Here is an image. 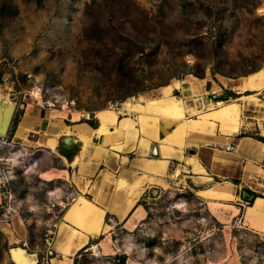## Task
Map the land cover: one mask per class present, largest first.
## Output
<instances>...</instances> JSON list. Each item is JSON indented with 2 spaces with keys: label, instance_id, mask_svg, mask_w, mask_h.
I'll list each match as a JSON object with an SVG mask.
<instances>
[{
  "label": "rangeland",
  "instance_id": "1",
  "mask_svg": "<svg viewBox=\"0 0 264 264\" xmlns=\"http://www.w3.org/2000/svg\"><path fill=\"white\" fill-rule=\"evenodd\" d=\"M262 7L264 0H0V95L11 98L17 118L13 123L12 115L7 143L0 144V264H14L10 247L17 244L36 252L39 264L62 258L58 243L64 242V213L84 191L80 183L55 178L57 170H46L62 166L56 157L16 137L27 103L69 99L71 110L90 122L101 108L157 96L162 85L191 73L208 79L207 86L198 79L196 94L175 88L176 95L190 105L197 99L202 109L224 99L218 93L227 94L224 100L237 98L244 105V122L229 136L259 139L264 102L243 99L222 84L221 76L237 78L264 66ZM85 113L91 118L84 119ZM196 145L186 146L185 154L197 153L191 148ZM171 160L165 183L139 197L148 215L132 230L126 217L107 209L130 191L133 176L120 175L116 190L82 193L108 207L109 242L116 251L100 249L107 235L100 231L89 236L73 264H133L130 259L141 264H264V234L243 227L241 215L233 222L219 220L197 192L214 179L198 177L202 173L189 168L175 174L183 160ZM236 195L235 204L243 199ZM78 222L74 225L82 230L95 223ZM92 243H100L98 252L89 248Z\"/></svg>",
  "mask_w": 264,
  "mask_h": 264
},
{
  "label": "bare ground",
  "instance_id": "2",
  "mask_svg": "<svg viewBox=\"0 0 264 264\" xmlns=\"http://www.w3.org/2000/svg\"><path fill=\"white\" fill-rule=\"evenodd\" d=\"M261 10H264V7ZM198 79L203 81V83L205 82L207 86L208 79H201L190 73L184 79H175L171 83L162 85L157 96L145 97L141 95L138 99H127L122 103L121 108H114L112 106L101 108L96 111V116L100 122L96 127L82 120L80 113L72 111L73 118L76 120L74 129L77 131L75 132L84 140V147L79 152L74 163L84 160L88 150L87 147L91 143L92 136L95 133L102 140L100 144L93 146L96 155L104 150V143L106 142H110L114 148L121 150L127 146L128 142H133L138 137V146L143 153L141 154L143 155L142 166L147 172L153 173L151 175L144 173L138 176L133 181L129 189L130 191L126 195L115 199L110 207V210L120 217H126L125 225L128 229L132 230L137 227L146 215L145 207L137 202L145 189L146 182L165 183L163 176L168 173V164L171 158L175 157L183 160V164L177 168L175 174H178L182 169L192 168L196 173L201 172L206 175L207 171L202 163L204 159L203 152L206 149L205 146L200 145V151L190 155L184 153L185 147L192 144L199 145V141L208 144V142L213 141L212 138H209L210 136L215 139H220L219 143L222 142L225 145L228 143V136L237 133L241 129L244 122V105L237 98L232 100L219 99L217 101H210L207 105L208 108L202 109L198 105L202 103L197 102V99L196 105H190L184 98L173 92L175 88L181 89L184 92L190 88L192 94H196ZM221 81L224 86L240 92L243 99L248 98L255 102H264V66L237 78L222 75ZM212 83L214 90L219 89L220 85L218 83L215 81H212ZM248 91L250 92L248 93ZM260 92H263V96L259 94ZM35 95L38 98L41 97L39 89L35 90ZM30 105H32V102H30ZM14 109V103L11 98H3L0 95V143H7L5 136L7 135L8 125ZM65 110L67 109L63 111L55 110L53 117L56 118L59 113L67 115L68 112ZM187 111L193 115H187ZM262 111H264V108L261 109ZM130 112H135V117L131 116ZM120 113H123V117H119ZM84 116H87V113ZM26 124L28 122L24 119L22 125L26 127ZM261 126L263 127L264 134V123ZM217 127L219 131L216 130ZM139 133H141L140 136ZM208 135L209 137H207ZM124 139L126 140L125 143L123 142ZM247 140L257 142L261 150L258 155L264 157V141L249 134L242 136V142ZM153 141L158 142L157 145L160 150L159 156H155L156 154L153 153ZM211 161L214 166H226L230 167V170L238 163V160L232 157H225L220 151L211 156ZM253 161L258 162L250 159L249 164L245 167L246 180L255 179L253 177L254 173L264 174V168L256 164L253 166V173L251 170V163H254ZM57 174L60 175L61 173L57 171ZM108 175L110 176L111 174ZM205 178L210 179V177ZM259 186H262L264 190V185ZM236 187V183L233 180L223 178L214 181L208 187L199 188L197 192L203 197L216 199L210 205L212 211L219 220L226 221L227 218L223 214L224 209L230 207L237 210V207L229 202L236 198ZM83 192L74 199L64 213V220L61 223V227L63 226L65 229V233L62 235L64 242L58 243L62 258L54 257L52 259L53 264H73V256L88 246L89 236L98 234L100 231L107 232L106 240H102V248L100 249H104V252L116 251L109 242L112 239L111 231L109 230L112 225L106 223L107 208L98 205L97 200L84 196ZM263 210L264 196L260 195L257 196L255 202L249 204L248 216L250 214L254 215V212L258 213ZM84 218L92 223L95 222L94 224H90L91 227L88 230V227H86V230H82L80 227L74 225V222L79 223L78 221H82ZM100 227L102 228L101 230ZM99 245L100 243H92L89 248L98 252L100 250L98 249ZM10 257L14 264L39 263L36 252L29 251L25 246L19 244L10 247ZM130 261L133 264H141L132 259Z\"/></svg>",
  "mask_w": 264,
  "mask_h": 264
},
{
  "label": "crops",
  "instance_id": "3",
  "mask_svg": "<svg viewBox=\"0 0 264 264\" xmlns=\"http://www.w3.org/2000/svg\"><path fill=\"white\" fill-rule=\"evenodd\" d=\"M14 110L16 112V108ZM14 110L13 113L15 115ZM55 110L63 111L64 109L49 108L45 105H40V104L30 105V103H27V105L24 106V113H23L24 115H22V118L19 121L20 123L18 125L17 134H16V137H20L23 139L26 138L28 141L27 145L34 146L35 151L37 150L48 151L50 154H52L54 157L57 158V160L62 164V166L61 167L52 166L51 168L46 169V170H57L61 173L55 178L64 179V181L66 180H69L71 182L73 181L75 184L80 183L83 186V190L85 189L84 191L88 193L99 192L100 189L103 190L105 193H107L108 192L107 189L110 187H112V190L114 189L116 190L115 184L117 183V180L120 178L119 177L120 175L128 176L130 178L133 176V180H135L138 176H141L144 173H148V175L149 174L151 175L153 173L149 171L147 172L142 166L143 155L141 154L143 153L141 152L138 146L139 145L138 137L135 140H133V142H128L127 146H125V148L121 150L114 148L110 142H106L104 143V150L100 152V154L96 155L93 150V146L95 144H100L102 140L100 136L97 133H95L92 136L91 143L87 147L88 150L84 160L74 163V160L77 158L79 152L84 147V140L79 136L77 132H75L77 130L74 129L76 120L73 118V112H72L73 110L70 111L66 110L68 112L67 115H62L59 113L58 116H56V118L53 117ZM82 115L84 119L91 118L88 116H84V114ZM132 115L135 117V113H133ZM119 117H123V116L119 115ZM24 119H26V121L28 122V124H26V127L25 125L24 126L22 125V121ZM99 123H100L99 119L97 118L96 125L97 124L99 125ZM140 135L141 133H139V136ZM212 139L213 141L208 142L207 145L197 144L195 147L194 146L191 147L192 149H196L197 152H199L201 149L200 145L205 146L206 148L203 152L204 159L202 163L206 168L207 171L206 175L208 176H206L204 173L202 174L200 173L201 175H198V177H203V178L210 177V179H214V181L223 178H230L236 183L237 186L235 188V194H238L239 192V194L240 195L242 194L241 196H243V192L247 191V189H250L253 192L252 193L253 202L256 201L257 196L260 195L264 196L263 187L259 186V185H264L263 175L254 173L253 177H255V179L246 180L245 178L246 177L245 167L249 164L250 159L258 161V165L260 164V162H263L262 166H264V157L263 156L260 157L258 155V153H260L261 151L259 144L257 142H251L249 140L242 142V136L241 137H237L236 135L232 137L228 136L227 138L228 142L234 143L237 146L235 151H228L225 149L224 144H222V142L219 143V140H216L215 138ZM123 142L125 143L126 140L124 139ZM157 144H158L157 141H153V145H157ZM218 151H220V153L225 157L226 156L232 157L238 160V163L235 164L236 166H234V168H231V170L230 167H226V166H214L211 161V156H213L214 153H217ZM159 155H160V150L158 148V152L155 156H159ZM171 162L172 160L170 159L168 164V170L170 169ZM189 169L192 170V168ZM107 172L108 174H111L110 176H112V178H110ZM154 184L157 183L146 182V185L144 183L145 185L144 191H146L147 188L152 187ZM205 187H199V188H205ZM242 198L243 199H241L240 201L238 199L235 200L236 204L232 202L233 200L229 201L233 206L237 207V210H234V208H230V207L224 209L223 214L227 218V220L226 221L221 220V221L226 223L233 222L236 219V217L241 215L242 216L241 225L243 227L256 231L260 234H264V215H263L264 210L258 213L254 212V215L250 214L248 216V207L250 203L244 200L246 199L244 198V196ZM207 199L209 200V204L212 203V201L213 202L216 201V199L214 198H207ZM100 200L105 202L107 199H105V195H103L100 196ZM110 207L109 208L105 207V208H108L107 210H109ZM146 215H148L147 210H146ZM146 215L144 218L147 217ZM214 215L216 214L214 213Z\"/></svg>",
  "mask_w": 264,
  "mask_h": 264
},
{
  "label": "built area",
  "instance_id": "4",
  "mask_svg": "<svg viewBox=\"0 0 264 264\" xmlns=\"http://www.w3.org/2000/svg\"><path fill=\"white\" fill-rule=\"evenodd\" d=\"M45 106L49 107V108H61V109H69L71 110V106H73L74 102H72V100L69 99H56V100H47L44 102ZM2 144V143H0ZM225 149L228 151H235L237 146L234 143H226L224 145ZM158 152V146L157 145H153V153L157 154Z\"/></svg>",
  "mask_w": 264,
  "mask_h": 264
},
{
  "label": "water",
  "instance_id": "5",
  "mask_svg": "<svg viewBox=\"0 0 264 264\" xmlns=\"http://www.w3.org/2000/svg\"><path fill=\"white\" fill-rule=\"evenodd\" d=\"M216 96H218L219 98H224V99H226L227 98V94H225V93H218V94H216ZM13 118H14V116L12 117V121H13ZM11 121V122H12ZM11 124V123H10ZM243 196H244V198H246V199H251L253 196H252V194L250 193V192H248V191H244L243 192Z\"/></svg>",
  "mask_w": 264,
  "mask_h": 264
},
{
  "label": "trees",
  "instance_id": "6",
  "mask_svg": "<svg viewBox=\"0 0 264 264\" xmlns=\"http://www.w3.org/2000/svg\"><path fill=\"white\" fill-rule=\"evenodd\" d=\"M13 120H14L13 123H17V118H16V117H14ZM89 123H90L92 126H94V127L97 126V125H96V120H94V121H90ZM259 139L262 140V141H264V136H260ZM247 191L250 192L251 194L253 193L250 189H247ZM249 200L252 201V199H249ZM123 257H125V256H123ZM76 264H77V263H76Z\"/></svg>",
  "mask_w": 264,
  "mask_h": 264
}]
</instances>
